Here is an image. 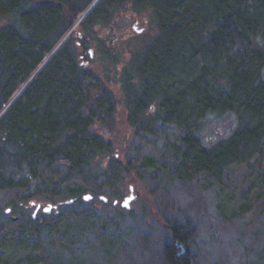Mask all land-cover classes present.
I'll list each match as a JSON object with an SVG mask.
<instances>
[{"label":"trees","instance_id":"obj_1","mask_svg":"<svg viewBox=\"0 0 264 264\" xmlns=\"http://www.w3.org/2000/svg\"><path fill=\"white\" fill-rule=\"evenodd\" d=\"M93 2L0 0V191L33 183L36 198L51 187L52 195L62 188L63 200L74 199L40 218L13 220V209L0 206V264H53L51 252L35 251L42 233L62 219L60 208L64 217L92 215L94 196L102 193L97 175L123 184L122 167L100 165L112 144L93 129L95 122L113 125L117 102L80 58L89 56L86 40L124 11L145 16L154 31L120 72L126 120L137 131L167 121L177 126L175 178L219 177L230 163L264 161V0H97L82 16ZM97 46L117 61L102 40ZM224 112L236 114L237 128L204 146L197 136L202 118ZM123 169H131L129 162ZM86 192L89 202L81 198ZM165 224L171 234L165 264H189L192 231Z\"/></svg>","mask_w":264,"mask_h":264},{"label":"rangeland","instance_id":"obj_2","mask_svg":"<svg viewBox=\"0 0 264 264\" xmlns=\"http://www.w3.org/2000/svg\"><path fill=\"white\" fill-rule=\"evenodd\" d=\"M153 34L149 19L124 11L111 26L86 40V53L90 50L91 55L80 58L81 63L106 81L117 102L112 127L98 122L93 126L112 144L111 152L99 163L104 169L110 164L122 167L119 173L124 181L119 185L122 182L105 181L97 175L95 185L102 187V193L94 196L95 213L64 217L60 208L62 219L50 232L42 233L35 252H51L56 257L53 264H165L164 245L171 242L165 223L175 222L188 225L192 231L187 245L189 264H264V197L257 195L264 191L259 186L263 159L252 157L230 163L219 177L199 174L180 182L173 173L177 126L167 121L137 131L127 123L120 72L132 53L145 47ZM98 40L116 56L115 63L98 49ZM237 125L233 112L207 113L197 136L208 147L227 139ZM127 162L129 171L123 169ZM130 185L134 197L125 209L119 203L129 195ZM33 188L32 183L28 189L0 191L1 208L11 207L13 217L30 216L33 208L24 209L28 199L58 202L66 198L62 188L52 195L51 187L41 192L45 197L36 198ZM41 215L39 210L36 217ZM22 252L25 250L14 254L21 256Z\"/></svg>","mask_w":264,"mask_h":264},{"label":"water","instance_id":"obj_3","mask_svg":"<svg viewBox=\"0 0 264 264\" xmlns=\"http://www.w3.org/2000/svg\"><path fill=\"white\" fill-rule=\"evenodd\" d=\"M97 0H94V2L87 8V10L82 14V16L92 7V5L96 2ZM81 16V17H82ZM89 52V55H91V51L88 50ZM19 93V92H18ZM14 99V97L11 99V101ZM10 101V102H11ZM9 102V103H10ZM4 111V109L0 112V115L1 113ZM129 195L127 197H125L119 204L122 208H125V209H128L129 208V202L133 199V186L130 185L129 186ZM81 198L83 201L85 202H89L93 199V195L89 192H86L84 194L81 195ZM99 199H101L102 201H106V198L104 196H99L98 197ZM74 199L73 198H69V199H66V200H62V201H59L57 203H51V202H41V201H37L35 199H30L28 200L27 204H26V208H33V211H32V214L31 216L33 218L36 217V214L39 210L42 211V213L44 214H49L51 213L52 211H57L58 209V206L62 205V204H71L73 203ZM114 204L117 203V200H114L113 202ZM5 212L6 213H9L10 212V208H6L5 209ZM13 220H16V217H13Z\"/></svg>","mask_w":264,"mask_h":264}]
</instances>
